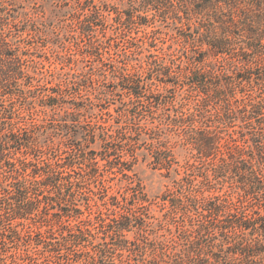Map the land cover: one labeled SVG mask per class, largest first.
I'll return each instance as SVG.
<instances>
[{
	"label": "trees",
	"instance_id": "trees-1",
	"mask_svg": "<svg viewBox=\"0 0 264 264\" xmlns=\"http://www.w3.org/2000/svg\"><path fill=\"white\" fill-rule=\"evenodd\" d=\"M80 8L84 18H77L78 38L96 70L113 64V48L120 56V39L132 41L139 29L165 23L184 33L191 54L186 66L149 62L154 79L123 72L120 89L99 97L101 102L126 98L120 116L136 126L175 105L153 89V80L184 91L186 109L163 118L193 162L185 163L184 175L168 191L174 192L172 199L161 197L184 235L177 234L168 248L153 239L157 227L144 213L148 201L141 196L121 204L114 197L103 201L104 195L99 199L107 207L103 211L95 193L86 191L88 181L105 183L89 144L101 142L105 167L130 180L140 157L136 145L121 140L122 146L118 139L111 145L107 138L113 135L72 117L94 106L90 100L80 105L82 85L74 90L71 82L60 84L62 93L42 96L53 109L71 105L61 130L78 142L64 146L70 152L53 142L42 145L44 133L24 121L28 100L38 98L29 94L38 87L34 81L41 82L32 72L36 56L22 47L21 24L32 21V15L23 13L22 0H0V264H264V0H129L125 10L85 0ZM117 69L122 70L113 72ZM17 93L27 96L21 109L13 106ZM143 127L146 131L138 126L131 136L144 139L153 131ZM163 144L153 163L181 176L172 148Z\"/></svg>",
	"mask_w": 264,
	"mask_h": 264
},
{
	"label": "rangeland",
	"instance_id": "rangeland-1",
	"mask_svg": "<svg viewBox=\"0 0 264 264\" xmlns=\"http://www.w3.org/2000/svg\"><path fill=\"white\" fill-rule=\"evenodd\" d=\"M26 7L27 13L32 15V21L22 23V47L26 54H32L36 56L34 59L37 61L36 67L32 72L35 76L41 80L40 84L34 81L35 85H38L37 89L32 91L30 96L38 97L36 99H29L28 104L30 106V112L24 115V121H27L30 125L36 126L35 129L44 133L40 142L42 145L45 143H54L64 151L70 152V149L65 147L71 146L78 142L77 138L65 137L62 134L64 127L62 126L63 120L68 119L67 111L71 105H67L66 108L53 109L49 107L50 103L44 100L42 96H46L49 93H62L64 83H72L73 89L77 90L78 85L83 86V101L80 105L86 107V104H90L93 101L94 106L91 108L79 112V115L72 116L74 119H81L84 123L91 122L93 125L99 127V133L107 132L113 136L108 141L112 145L114 139H118L119 145L124 146L121 140L127 141L129 145H136V151L139 153V161L133 168L134 173H129L133 180L125 177L121 174H115L117 171L106 168V162L101 160L102 150L100 143L96 145H88L90 151H94L95 154L92 158L98 157L99 163L102 164V180L105 182L101 185L100 181H88L85 185L86 191H90L96 201H99L100 208L106 211L107 207L101 205L99 200L104 195H108L103 201H108L109 197H114L120 201L121 204H126L127 201L132 203V195H139L145 201H148V208L143 209L147 202H143L141 205L144 213H150L153 216V222L155 228L157 227V234H154L153 239H158L165 242L166 247H170L177 240L175 236L177 234L184 235L182 228L173 221V215L170 214L168 208L162 201V195L167 199H172L174 192H170L173 195H169L168 191H172L176 188L174 181L181 178L184 175L183 166L187 161H192L188 151H186L180 144V138L177 134L170 131L167 122L164 120L166 114L176 115L180 111H183L182 106L185 102L183 95L184 91H176L171 87L165 88L161 83V78L153 80L154 90L160 91L167 96L171 101L175 100V105L167 108L168 111L159 110L155 117L157 119L152 121H138L141 125L134 126L135 121L129 120L126 117L120 116L121 111L124 108L123 100L126 99L121 95L112 97L115 100L100 101L99 97L101 92H112L116 87L120 89L122 85V74H129V72L144 75L145 77L154 79V72H149L148 63L152 65L162 63H172L175 67L186 66L188 55H191L188 51V46L183 42V38L180 29H176L173 25L161 23L155 25V28L146 27L139 29L137 33H134L132 41L128 42V38L120 39V48L118 49L120 56L115 52L113 48L110 56V60L114 61L113 64L106 65L101 69L96 63L92 62L88 56H85L87 50H85V43L78 38L79 32L77 26H80L84 15L81 11V5L85 0H22ZM103 1L106 4H110L114 8L119 10H125L129 7V0H95L96 3ZM80 13V15H78ZM111 17L108 16L107 20L111 21ZM24 18V17H21ZM78 19L81 21L78 24ZM78 24V25H77ZM25 28V29H24ZM28 28L35 30V32H28ZM80 30V29H79ZM81 31V30H80ZM78 32V33H77ZM112 45V42L110 43ZM136 45L143 46V50H136ZM107 46V45H106ZM116 46L118 47L117 43ZM109 47V45H108ZM113 47V46H112ZM117 51V52H118ZM125 55V56H123ZM33 56V57H34ZM121 57V58H120ZM115 67L122 70L113 72ZM161 67L155 68V70ZM163 69V68H162ZM104 70V71H103ZM111 70V71H110ZM183 70V69H182ZM154 71V70H153ZM39 74V76H37ZM69 81V82H68ZM30 80L26 85L30 84ZM62 84V85H60ZM78 84V85H77ZM40 85V86H39ZM35 89V88H33ZM66 90V89H65ZM70 91V90H68ZM73 92V91H72ZM120 92V91H119ZM121 93V92H120ZM28 94V96H29ZM17 98L13 102L15 109H21L26 103L25 94L17 93ZM24 95V99L21 96ZM40 97V98H39ZM88 100V101H86ZM70 101V100H69ZM70 103V102H68ZM76 103L75 101L71 102ZM24 112V110H21ZM71 117H69L70 119ZM133 123V124H132ZM164 125L159 126V124ZM141 126H147L153 131L158 126L161 130L157 131L158 135L152 130L147 131L148 136H144V139L137 136H131L132 131L136 132V128ZM55 130L52 136L48 135V131ZM146 131V130H145ZM119 132V133H118ZM121 132H123L121 134ZM159 136V143L156 138ZM88 139V138H87ZM155 139V140H152ZM140 140V141H139ZM167 148H172L176 162L179 163L181 169V176H176L175 173L167 174L165 170H160L153 162H155L153 156H158L159 148L161 144ZM65 146V147H64ZM134 147L131 146V150ZM155 153H152V151ZM129 157H127L128 159ZM126 161V160H124ZM119 163V162H117ZM109 165V164H108ZM200 180V179H199ZM199 185V182H196ZM97 188L100 189L97 190ZM179 190V186H177ZM184 188V187H183ZM229 190V189H228ZM181 191V190H180ZM111 201H115L112 199ZM141 204V202H139ZM95 206V204H94ZM98 207H94L97 209ZM110 209H114L108 206ZM119 212L123 210L117 209ZM182 218L180 222H182ZM151 221V220H150ZM152 233V232H151ZM129 237L134 240L135 234H130ZM143 239L142 237L140 238ZM145 241V240H144ZM151 241V240H149ZM153 243V242H152ZM12 247V246H11ZM158 256H162L159 254Z\"/></svg>",
	"mask_w": 264,
	"mask_h": 264
}]
</instances>
